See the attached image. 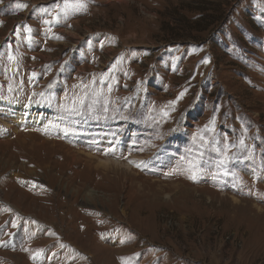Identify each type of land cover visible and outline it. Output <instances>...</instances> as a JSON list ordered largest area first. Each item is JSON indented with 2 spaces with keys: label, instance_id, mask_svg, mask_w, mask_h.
<instances>
[{
  "label": "rangeland",
  "instance_id": "374dc122",
  "mask_svg": "<svg viewBox=\"0 0 264 264\" xmlns=\"http://www.w3.org/2000/svg\"><path fill=\"white\" fill-rule=\"evenodd\" d=\"M0 264H264V0H0Z\"/></svg>",
  "mask_w": 264,
  "mask_h": 264
},
{
  "label": "bare ground",
  "instance_id": "6f19581e",
  "mask_svg": "<svg viewBox=\"0 0 264 264\" xmlns=\"http://www.w3.org/2000/svg\"><path fill=\"white\" fill-rule=\"evenodd\" d=\"M43 114V113H42ZM42 114H31V116L29 117V122H30V125L32 127L34 126H37V125H40L42 120H43V116ZM22 117V116H21ZM131 163V162H130ZM133 164V163H132ZM130 166V165H129Z\"/></svg>",
  "mask_w": 264,
  "mask_h": 264
},
{
  "label": "snow or ice",
  "instance_id": "6c2138e0",
  "mask_svg": "<svg viewBox=\"0 0 264 264\" xmlns=\"http://www.w3.org/2000/svg\"><path fill=\"white\" fill-rule=\"evenodd\" d=\"M23 7H27V5H22ZM45 23H51V21H48V20H45L44 21ZM193 172H194V174L191 176V178L192 179H196L197 177H196V175H195V168H193Z\"/></svg>",
  "mask_w": 264,
  "mask_h": 264
}]
</instances>
